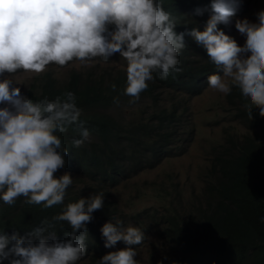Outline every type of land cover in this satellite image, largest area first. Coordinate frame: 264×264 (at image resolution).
Returning a JSON list of instances; mask_svg holds the SVG:
<instances>
[{
    "label": "clouds",
    "instance_id": "obj_1",
    "mask_svg": "<svg viewBox=\"0 0 264 264\" xmlns=\"http://www.w3.org/2000/svg\"><path fill=\"white\" fill-rule=\"evenodd\" d=\"M240 3L211 0L206 8L195 10L196 15L212 13L204 29L178 34L175 18L158 0H0V105H4L0 107V200L9 206L20 197L44 208L63 204L73 176L55 175L65 167L69 153L57 133L79 123L81 138L73 140L75 147L90 136L79 119L81 109L73 92L34 102L6 74L20 70L40 74L50 64L66 66L94 58L108 62L119 54L127 65L124 95L135 103L154 74L166 80L170 72L180 70L187 35L216 66L206 87L224 94L237 87L247 101L250 119L254 109L264 117V10L256 13L255 22L238 19ZM230 24L235 26L231 36L218 27ZM236 31L245 38L243 45L233 38ZM199 59L206 63L202 54ZM103 207V193L67 204L53 218L69 224L65 240L49 230L52 225L47 221L23 236L18 231L0 232V264H77L87 251V224ZM101 233L105 248L120 241L127 247L103 255L99 264H138L133 246L144 241V231L109 221Z\"/></svg>",
    "mask_w": 264,
    "mask_h": 264
},
{
    "label": "trees",
    "instance_id": "obj_2",
    "mask_svg": "<svg viewBox=\"0 0 264 264\" xmlns=\"http://www.w3.org/2000/svg\"><path fill=\"white\" fill-rule=\"evenodd\" d=\"M158 2L175 18L178 34L193 28L202 31L212 14L210 10L203 15L195 14L197 8H206L211 0ZM249 6L250 0H241L235 16L240 17ZM218 27L229 36L235 31L233 24ZM185 44L179 56L180 70L170 72L166 80L154 74L149 87L135 103H129L130 97L124 95L127 65L122 57L112 56L108 66L93 68L87 74L72 72L66 82H59L53 73L47 72L38 78V83L32 84L27 97L34 102L45 97L54 100L68 91L73 92L81 109L79 119L90 136L82 146L75 147L73 140L81 138L79 123L68 126L64 133H57L62 147L69 153L65 167L55 175L67 172L73 176L63 204L44 208L30 205L20 197L9 206L0 200V232L10 235L18 231L23 236L47 221L52 225L49 230L55 231L58 239L65 240L66 233L71 231L69 224L53 218L67 204L103 193L104 207L95 211L92 222L87 224V251L77 264H99L103 255L127 247L123 241L112 248L104 247L101 228L106 222H120L125 228L131 222L114 200L113 190L141 172L154 169L165 159L184 153L196 129L185 99L200 95L207 78L216 72V66L202 46L187 35ZM201 54L206 63L199 59ZM97 59L102 60L91 61ZM114 98L119 102H114ZM226 102L224 109L233 120L249 129H260L262 135L255 137L248 133L240 140L230 134L226 144L213 150V163L208 170L210 179L203 178L204 206L193 209L183 206L177 194L174 201L182 211L164 204L156 210L133 214L135 219L148 222L144 225L135 221L141 224L145 235L156 233L169 247L162 255L157 254L158 250L151 252L148 264L159 261L163 264H264V117L254 109L250 119L245 108L247 101L235 86L226 95ZM80 182L89 183L85 193L75 188ZM169 187L178 189L179 185L173 183ZM163 192L164 197L170 195L164 189Z\"/></svg>",
    "mask_w": 264,
    "mask_h": 264
},
{
    "label": "rangeland",
    "instance_id": "obj_3",
    "mask_svg": "<svg viewBox=\"0 0 264 264\" xmlns=\"http://www.w3.org/2000/svg\"><path fill=\"white\" fill-rule=\"evenodd\" d=\"M261 10H264V0H250L249 10L238 19L247 18L255 22L256 13ZM233 38L240 45L245 42V38L238 31L235 32ZM117 57H120L119 54L114 55V58ZM108 64V62L100 59L85 63L76 61L66 67L48 66L40 74L23 72L7 75V78L13 81L14 87L21 89L22 95L27 96L32 84L38 83V78L47 72L53 73L59 82H66L72 72L87 74L93 68H102ZM113 64L114 62L111 63V65ZM119 65L117 64V66ZM2 78L0 77V79ZM225 80L231 86L230 80L228 78ZM226 95L211 87H206L200 95L187 96L185 106L187 112L191 114L192 123L196 129L192 139L188 141L184 153L165 159L154 169L141 172L133 177L132 181L124 182L113 190L114 200L131 221L129 226H136L141 229V224L135 221L144 225H147L148 222L135 219L133 214H142L147 209L156 210L164 204L182 211L183 208L174 201L177 194L180 195V202L183 206H191V209L204 206V199L202 198L206 186L204 179H210L208 170L213 163V150L226 144V139L230 134L237 135L234 138L240 140L248 133H252L255 137L262 135L260 129H249L232 119L230 112L224 109L227 104ZM63 174L56 175V177ZM173 183L178 184L179 188L169 187V184ZM88 186L89 183L80 182L75 188L77 191L85 193ZM163 189L170 195L164 197ZM139 190H141L140 194L137 193ZM133 247L137 252L138 264H148L152 255L151 252L155 250H158V255L169 250L165 241L156 233L145 235L144 241Z\"/></svg>",
    "mask_w": 264,
    "mask_h": 264
},
{
    "label": "bare ground",
    "instance_id": "obj_4",
    "mask_svg": "<svg viewBox=\"0 0 264 264\" xmlns=\"http://www.w3.org/2000/svg\"><path fill=\"white\" fill-rule=\"evenodd\" d=\"M166 98V97H165Z\"/></svg>",
    "mask_w": 264,
    "mask_h": 264
}]
</instances>
